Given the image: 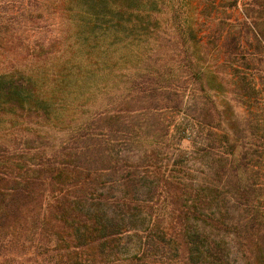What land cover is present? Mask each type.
<instances>
[{
  "label": "trees",
  "instance_id": "trees-1",
  "mask_svg": "<svg viewBox=\"0 0 264 264\" xmlns=\"http://www.w3.org/2000/svg\"><path fill=\"white\" fill-rule=\"evenodd\" d=\"M0 264H264V0H0Z\"/></svg>",
  "mask_w": 264,
  "mask_h": 264
},
{
  "label": "rangeland",
  "instance_id": "rangeland-1",
  "mask_svg": "<svg viewBox=\"0 0 264 264\" xmlns=\"http://www.w3.org/2000/svg\"><path fill=\"white\" fill-rule=\"evenodd\" d=\"M181 131L182 130L178 129V130L172 132V134H173L172 139L174 141H176L177 144H179L180 149H182L184 151H191L192 150L191 143L188 140L184 139V138H182V139L179 138V136H183L184 135L183 132H181ZM196 136H197V134H196ZM193 155L194 154L192 153V156ZM194 158H195V156H194Z\"/></svg>",
  "mask_w": 264,
  "mask_h": 264
}]
</instances>
